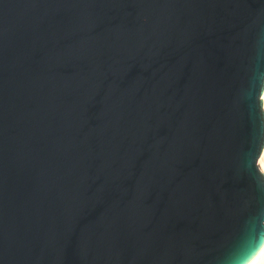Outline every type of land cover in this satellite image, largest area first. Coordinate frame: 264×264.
Instances as JSON below:
<instances>
[{"label":"water","instance_id":"water-1","mask_svg":"<svg viewBox=\"0 0 264 264\" xmlns=\"http://www.w3.org/2000/svg\"><path fill=\"white\" fill-rule=\"evenodd\" d=\"M263 96L264 0H0V264H251Z\"/></svg>","mask_w":264,"mask_h":264},{"label":"bare ground","instance_id":"bare-ground-1","mask_svg":"<svg viewBox=\"0 0 264 264\" xmlns=\"http://www.w3.org/2000/svg\"><path fill=\"white\" fill-rule=\"evenodd\" d=\"M263 101H264V96H263ZM259 167L261 171L264 173V154L259 160ZM251 264H264V246Z\"/></svg>","mask_w":264,"mask_h":264}]
</instances>
